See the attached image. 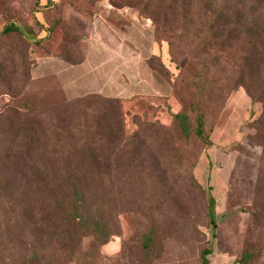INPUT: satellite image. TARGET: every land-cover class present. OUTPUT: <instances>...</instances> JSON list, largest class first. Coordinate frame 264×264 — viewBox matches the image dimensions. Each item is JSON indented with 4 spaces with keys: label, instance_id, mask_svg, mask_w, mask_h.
I'll use <instances>...</instances> for the list:
<instances>
[{
    "label": "rangeland",
    "instance_id": "1",
    "mask_svg": "<svg viewBox=\"0 0 264 264\" xmlns=\"http://www.w3.org/2000/svg\"><path fill=\"white\" fill-rule=\"evenodd\" d=\"M44 1L0 0V264H201L205 249L264 264V34L245 33L264 0H55L75 63L85 24L122 11L118 69H147L150 103L34 77L21 26ZM13 111L28 127L15 156ZM178 113H200L207 139L185 138Z\"/></svg>",
    "mask_w": 264,
    "mask_h": 264
},
{
    "label": "crops",
    "instance_id": "2",
    "mask_svg": "<svg viewBox=\"0 0 264 264\" xmlns=\"http://www.w3.org/2000/svg\"><path fill=\"white\" fill-rule=\"evenodd\" d=\"M52 2L57 7L53 5L45 6L47 0L39 2L43 9L34 11L31 20L26 25L21 26L25 37L32 43V73L34 77H54L66 97H72L74 94H105V90L108 88V93H115V96H119L118 94L123 93L122 90H126L127 93L138 94L147 101L152 99V96L147 93L154 89V83L149 78L150 75L147 69L143 66L140 67L138 77L141 81L139 82L132 81L133 76L118 69V62H121V59L124 63L129 61L128 55H123L122 50L119 51V42L122 39L118 35V29L122 17L118 13L122 11L108 9L109 22L108 20L98 21L97 23L90 21L85 24L84 30L87 32L88 37L85 35L82 38L84 41L83 57L81 62L75 63L68 59V55L78 54L75 49L72 51V40L67 34L65 37L62 34L60 36L64 22L59 17L54 18L55 16L52 15L54 11H58L55 9L60 7L58 6L60 2L58 3L55 0ZM125 22L122 26H125V28L128 26V29L123 36L127 37L130 35L128 34L130 26L134 24L132 21L129 22L128 19ZM128 23L130 24L128 25ZM50 26H53V30L46 38L48 34L46 28ZM74 30L76 32L79 28L75 26ZM129 69L131 72L134 70L131 67ZM148 102L150 103V101ZM123 104L126 109H129L132 103L124 100Z\"/></svg>",
    "mask_w": 264,
    "mask_h": 264
},
{
    "label": "trees",
    "instance_id": "3",
    "mask_svg": "<svg viewBox=\"0 0 264 264\" xmlns=\"http://www.w3.org/2000/svg\"><path fill=\"white\" fill-rule=\"evenodd\" d=\"M55 6L57 7L56 4H54L51 1L47 0V4L45 6ZM43 7L40 6L38 3V7L36 10H42ZM34 10V11H36ZM264 14H259L255 15L253 12L246 13V20L247 22L245 25L249 27V30H246L245 33L248 32H255L259 34H264V17H262ZM38 24V23H36ZM20 28L18 25H6L4 26L2 33L7 34L10 32H20ZM48 31V34L46 38L49 36V33L53 30V26H50L46 28ZM264 86V83H263ZM264 92V90H263ZM262 93V92H261ZM20 114L17 111L11 112V115L9 117L5 118V124L7 125V130L6 132L8 134L5 135V141L10 143V147L8 148L9 155H13L17 153L18 151V143H17V138L20 136V134H23V136H26V133L28 132V127L25 126V123H23L20 118ZM174 120L178 123V126L181 130V133L185 138H189L190 136H195L196 138L205 141L207 139V134L204 130V122H203V116L198 113L196 115V118L194 120V123H192L188 116L185 114H175L173 115ZM256 124L260 127H264V109L261 117L256 121ZM264 144V140L261 141ZM209 214L211 217V220L213 221V202L211 201L209 205ZM210 252L209 250L205 249L201 253V264H210L208 256Z\"/></svg>",
    "mask_w": 264,
    "mask_h": 264
}]
</instances>
